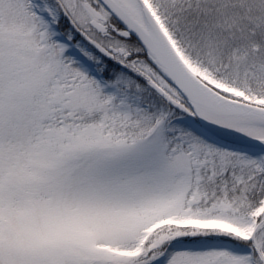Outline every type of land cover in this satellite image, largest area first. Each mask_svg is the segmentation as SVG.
Returning a JSON list of instances; mask_svg holds the SVG:
<instances>
[{"label":"snow or ice","instance_id":"1","mask_svg":"<svg viewBox=\"0 0 264 264\" xmlns=\"http://www.w3.org/2000/svg\"><path fill=\"white\" fill-rule=\"evenodd\" d=\"M0 264H264V0H0Z\"/></svg>","mask_w":264,"mask_h":264}]
</instances>
